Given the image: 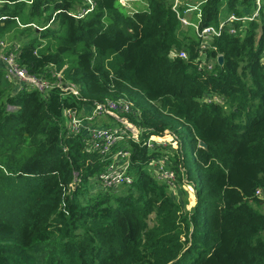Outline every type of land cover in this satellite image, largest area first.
I'll use <instances>...</instances> for the list:
<instances>
[{
	"label": "trees",
	"instance_id": "1",
	"mask_svg": "<svg viewBox=\"0 0 264 264\" xmlns=\"http://www.w3.org/2000/svg\"><path fill=\"white\" fill-rule=\"evenodd\" d=\"M92 1L81 18L74 12L86 0L0 7V39L10 33L20 44L18 63L79 92L16 89L0 69V264H264V200L255 193L264 191V0L259 19L214 37L211 69L198 68V41L171 0H145L134 13L118 0ZM255 7L204 0L200 23ZM119 97L132 101L129 117L143 130L140 142L114 146L130 150L132 181L94 187L109 161L67 130L64 109ZM166 130L176 150L143 144ZM161 156L178 189L150 171Z\"/></svg>",
	"mask_w": 264,
	"mask_h": 264
},
{
	"label": "built area",
	"instance_id": "2",
	"mask_svg": "<svg viewBox=\"0 0 264 264\" xmlns=\"http://www.w3.org/2000/svg\"><path fill=\"white\" fill-rule=\"evenodd\" d=\"M27 4H31L33 0H24ZM127 12L134 13L137 9L134 3L142 2V0H118ZM86 2L88 6H86ZM83 5L79 6L74 15L83 17L92 10L93 1L86 0ZM5 0H0V7ZM172 9L181 26L191 27L196 40L198 41V54L195 62L198 68L211 69L212 60L207 59L206 51L211 49L214 37L218 36L223 30L231 34H236L235 22L249 21L260 18L261 0H255L256 7L251 14L237 15L230 13L226 17L221 18L217 24L201 25L199 5L186 3L185 0H171ZM182 7H185L183 11ZM194 12L196 20L191 19L188 13ZM0 19H6V16L0 15ZM20 44L17 42L0 39V63L4 78L11 81L16 89L23 86H31L38 91L44 92L57 84L62 93H71L79 98L78 87L71 82L56 81L52 83L44 78H39L28 73L26 68L17 61V55ZM179 56L187 58L184 50L178 51ZM219 55H217L218 57ZM261 63L264 65V45L261 53ZM60 77L59 74H57ZM208 101L212 98L207 97ZM215 99V98H214ZM135 114L133 103L126 97L105 98L102 101L95 100L90 103L83 102L81 108H65L64 115L67 119V130L70 133L81 134L85 137V148L87 151H99L105 159L109 161L106 168L100 172L92 181L94 187L116 188L132 181L130 173V150L126 147L114 146L118 142H127V139L140 142L143 130L140 129L130 119V115ZM111 117L113 121L108 119ZM106 119L107 121L102 122ZM177 139L169 131H164L162 135H148L144 139L143 144L148 148L155 146L167 147L169 150H176ZM170 161L163 156L156 158L150 164V171L160 181L163 180L175 189L177 175L169 167ZM256 195L264 200V191L256 190ZM191 199V198H190Z\"/></svg>",
	"mask_w": 264,
	"mask_h": 264
},
{
	"label": "rangeland",
	"instance_id": "3",
	"mask_svg": "<svg viewBox=\"0 0 264 264\" xmlns=\"http://www.w3.org/2000/svg\"><path fill=\"white\" fill-rule=\"evenodd\" d=\"M1 20H3V19H1ZM30 25L33 26L34 24H30ZM23 26H24V25H21V27H23ZM34 26H35V25H34ZM191 33H192V28H191ZM8 34H10V33H7L6 37H4L5 39H7V41H9L8 39H10V38L8 37ZM13 41H14V39H13ZM104 121H107V120H106V119L102 120V122H104ZM165 148H166V151L169 150L168 146L165 147ZM185 148H186V153H187L188 157H189L190 159H192V151H191V147H190L188 141H186ZM92 185H93V184H92ZM184 186H186V185H184ZM92 188H93V187H92ZM185 189H186V190H190L191 187H190V186H186ZM171 194L175 195L176 198H179V197L184 198V194H182L181 191H178V190L175 191V192H172ZM187 195H188V194H187ZM186 197H187V196H186ZM192 205H193V202L189 201L188 207L190 208ZM263 211H264V210H263ZM151 218H152V216L150 217V219H151ZM149 224H151V220L149 221Z\"/></svg>",
	"mask_w": 264,
	"mask_h": 264
},
{
	"label": "crops",
	"instance_id": "4",
	"mask_svg": "<svg viewBox=\"0 0 264 264\" xmlns=\"http://www.w3.org/2000/svg\"><path fill=\"white\" fill-rule=\"evenodd\" d=\"M186 1V3H190V4H195V5H199L201 2H203L204 0H185ZM134 6H135V8L136 9H139V10H141V9H144L145 8V6H146V2H145V0H142V2H138V3H134ZM226 13H224V11L222 12V16L223 15H225ZM188 15H191V19L192 20H196V16H195V13L194 12H190V13H188ZM30 24H34V23H30ZM30 24H28V25H30ZM35 25V24H34ZM33 25V26H34ZM183 29H185V30H187L186 29V27H182ZM38 30H39V28H38ZM193 32V31H192ZM194 35V34H193ZM3 39H5V38H3ZM5 40H7V39H5ZM10 41V40H9ZM11 42H17V41H11ZM0 68H1V63H0ZM191 198V197H190Z\"/></svg>",
	"mask_w": 264,
	"mask_h": 264
},
{
	"label": "water",
	"instance_id": "5",
	"mask_svg": "<svg viewBox=\"0 0 264 264\" xmlns=\"http://www.w3.org/2000/svg\"><path fill=\"white\" fill-rule=\"evenodd\" d=\"M37 29H38V28H37ZM223 60H224V58H223L222 55H219V56L217 57V61H218L219 64H222V63H223ZM199 146H201V147H206V144H205L203 141H199Z\"/></svg>",
	"mask_w": 264,
	"mask_h": 264
}]
</instances>
